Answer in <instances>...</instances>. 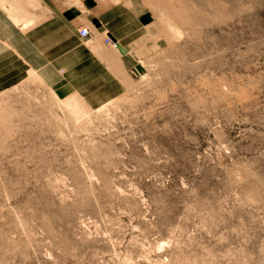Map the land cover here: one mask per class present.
<instances>
[{"label": "rangeland", "instance_id": "obj_1", "mask_svg": "<svg viewBox=\"0 0 264 264\" xmlns=\"http://www.w3.org/2000/svg\"><path fill=\"white\" fill-rule=\"evenodd\" d=\"M121 1L153 34L117 99L0 91V264H264V0Z\"/></svg>", "mask_w": 264, "mask_h": 264}, {"label": "crops", "instance_id": "obj_2", "mask_svg": "<svg viewBox=\"0 0 264 264\" xmlns=\"http://www.w3.org/2000/svg\"><path fill=\"white\" fill-rule=\"evenodd\" d=\"M130 3L50 1L42 9L0 0V91L33 75L56 94L76 96L94 109L117 99L129 89L143 43L153 34L151 15ZM84 26L87 38L79 33Z\"/></svg>", "mask_w": 264, "mask_h": 264}, {"label": "built area", "instance_id": "obj_3", "mask_svg": "<svg viewBox=\"0 0 264 264\" xmlns=\"http://www.w3.org/2000/svg\"><path fill=\"white\" fill-rule=\"evenodd\" d=\"M79 33H80V35H81L83 38H87V37H89V35H90V30H89L88 27H85V26H84V27H81V28H80ZM106 41L109 42V43H112V44L116 45V43L113 42L109 37L106 38Z\"/></svg>", "mask_w": 264, "mask_h": 264}]
</instances>
